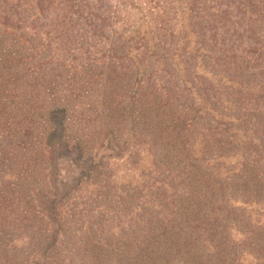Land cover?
Listing matches in <instances>:
<instances>
[{
  "label": "trees",
  "instance_id": "trees-1",
  "mask_svg": "<svg viewBox=\"0 0 264 264\" xmlns=\"http://www.w3.org/2000/svg\"><path fill=\"white\" fill-rule=\"evenodd\" d=\"M80 254L264 264V0H0V264Z\"/></svg>",
  "mask_w": 264,
  "mask_h": 264
},
{
  "label": "rangeland",
  "instance_id": "rangeland-1",
  "mask_svg": "<svg viewBox=\"0 0 264 264\" xmlns=\"http://www.w3.org/2000/svg\"><path fill=\"white\" fill-rule=\"evenodd\" d=\"M122 158H123V161L121 160ZM125 160H127V159L124 158V157H121V158H116V160H113V162H112L115 165V168H117L116 171H115V177H119L120 180H122L123 177H124V180L126 179L127 182L126 181H118L117 183L112 182L110 188L111 189L113 187L114 188L112 189V193L110 194V197L111 198L114 196L113 194H115L116 191H118V193H119V192H121L124 189V187L128 186L127 185L128 184V181H130L132 179H133L132 180V183H135V181L138 180V181H140V185H142L144 183V181H147L149 179L153 181V179H155V178H157L159 176L157 172H155V171L151 172L150 170H148L145 174H142L141 172H143V171L140 170V168L138 166L136 167V169H137L136 171H132V170H128L127 171V168H130L131 166L129 165L127 167V165H128L127 162L128 161L125 162ZM145 164H150V162L146 159V161H143L142 162V165H145ZM134 185L135 184H132V186H134ZM129 187H131V186H128V188ZM86 189H88V190H86L84 192V194L82 193V196L84 198L85 197L90 198V197L93 196V199H94L95 198V195H98L97 193H101V194L103 193L101 189L98 191V190H95L96 188H94L92 186H90V187H88ZM113 190H116V191H113ZM86 201H87V199H85V202ZM111 201H112L111 199H107L108 205H111L110 204ZM79 202L81 203L82 201H79ZM91 204L92 203H88V206H86L87 213L85 214L86 217H84L83 219L86 220V223H87V220H90L91 219V221L94 224H97V227H100V223H99L100 222L99 221L100 216H98L97 218H94L93 217V214L90 211L91 210L90 206H92ZM114 206H116V205L114 204ZM107 207L108 206L105 205L104 206V209H107ZM121 207H123V206H121ZM119 208L120 207L118 206L117 210ZM80 209H81V206H80ZM114 210H116V209H114ZM117 210H116V212H117ZM107 211H108V209H107ZM113 214L114 215H111V217L109 219V222L111 221V223H113V221H115L116 223L119 222L121 220L122 215H123L122 212H119V213L117 212V213H113ZM108 218H109V216L105 217V219H106V222L105 223H107ZM116 231L118 232L119 229H117ZM80 255H82L81 258H83V260L86 261L85 264H92L93 261L91 260V258H89L88 256H85V254H80ZM79 261H80V258H79Z\"/></svg>",
  "mask_w": 264,
  "mask_h": 264
}]
</instances>
